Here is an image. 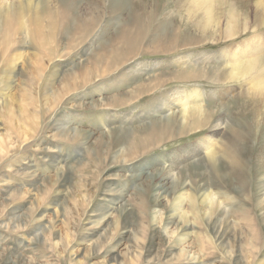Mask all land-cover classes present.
Masks as SVG:
<instances>
[{
	"label": "rangeland",
	"instance_id": "rangeland-1",
	"mask_svg": "<svg viewBox=\"0 0 264 264\" xmlns=\"http://www.w3.org/2000/svg\"><path fill=\"white\" fill-rule=\"evenodd\" d=\"M4 1L0 264H264V99L242 78L217 80L229 58L222 49L253 35L254 5L264 11V0H218L212 15L220 24L206 32L177 0H69L70 26H86L81 37L64 31L61 0ZM31 2L54 15L44 13L41 37ZM232 5L235 33L226 37ZM22 8L28 38L18 28ZM194 62L200 76L183 77ZM197 88L204 101L192 104L204 110L202 121L185 120L178 102ZM217 122L219 171L157 177L180 154L202 151L185 150ZM178 180L189 193L212 190L220 209L206 216L186 201L178 205L189 219L174 214Z\"/></svg>",
	"mask_w": 264,
	"mask_h": 264
},
{
	"label": "bare ground",
	"instance_id": "bare-ground-1",
	"mask_svg": "<svg viewBox=\"0 0 264 264\" xmlns=\"http://www.w3.org/2000/svg\"><path fill=\"white\" fill-rule=\"evenodd\" d=\"M61 1H62L63 5L61 4L60 7L57 8V11L58 10L62 11V21L66 22L65 23L66 28L64 31H66L68 33L70 31V33H72V30H73V35L77 33L78 36L81 37L86 31V29H85L86 26L83 28H80V25L83 21L81 19L78 20V22H80V24L77 25L76 27L74 26L75 28L70 26L69 20H71L75 17L74 16V9H73L74 4L71 3L69 0H67V1L61 0ZM217 2H218V0H177V6H178V8L185 6L187 17L189 19H192V21H193V27L196 28L197 30H199L200 32H206L209 29L216 30V26L220 24L219 21L216 24L214 23L213 15H212L214 5ZM10 3H11L10 1H4L2 4H0V23L1 24H2L1 21H3V18L5 20V17H6L5 14H6L7 9L10 6ZM112 3H113L112 6L114 8H118V7H121V5H123L125 2L115 3L113 1ZM30 5L34 6V2H31ZM252 6L249 5L250 10H252ZM229 7L231 9L229 8L226 10L227 16H228V21L226 23V25H227V27H226L227 33L225 34L226 37H231L235 33L234 17H236V15H237V8L234 5L229 6ZM33 10H34V12L31 15L28 13L27 14H28V17L35 19L36 26L34 25V29H35V31H38V34H36V36L41 37L42 35L39 34L40 32H39L38 28H39V22H41L42 17L44 16L45 12L43 13L44 10H42L41 4L34 6ZM246 10H248V9H246ZM51 11L52 10L50 9V10H48L47 13H45L47 15V18L54 17V15H50ZM244 12H246V11H244ZM19 13H20L19 19H21V21H20V26H18V28H19V30H21V33H26V37L28 38V36H30L31 32H30V29L27 28V22L24 21V19H23L25 17L24 16V13H25L24 8L20 9ZM247 13H245V14L243 13V15H244L243 16L244 27L246 26V24L248 22V14ZM51 14H53V12ZM253 14L255 17V28L252 30L253 35L249 39H245L239 43L234 44L233 46L228 48L227 51L222 49V53L224 54L226 52V55L229 56V58H228V62H226V61L223 62L226 64L224 65L223 70H221L220 75L217 76V80H218V83H225V82H228L227 80L231 81L235 78H242L245 82V83L244 82L243 83L246 84L245 90H247V92H249V94L251 91H256L255 94L259 95L260 97H262L264 99V31L263 32L259 31V28H264V11H263V8L259 5H257V6L254 5ZM64 22L62 24H64ZM1 24H0V28H1ZM53 24L54 23L51 24V28H55L56 25H53ZM165 26H166V21H164L162 23V25L160 24V27L158 28V30L160 31ZM6 27H7V25H6ZM245 30H246V33L250 32V30H248L247 28ZM0 34H2L1 29H0ZM242 34H243V30L239 29L236 32L237 36L242 35ZM165 40L168 41L170 39L166 38ZM192 40L199 42V40H197V38H194V36L192 37ZM162 42H164V41H162ZM104 52H105V50H104ZM196 63H198V62H194L192 64L193 67L186 66L184 68L183 74H182L183 77H186V76L188 77L190 75H192V76L197 75V77L200 76L198 74L199 68L196 67V65H195ZM194 67L196 68L197 71L192 72L191 70H193ZM232 92H234V90ZM224 93H226L225 90H224ZM204 95H205L204 92L201 91V89L197 88L194 90V92H191L190 96L182 97V98L180 97L178 104L180 106H182V108H183V116H184L185 120L187 117L190 116V114H192V115L197 114V122L202 121V118H203L202 115L204 113V110L201 108H199V109L193 108L192 103L195 102V104L197 103V106L198 105L201 106L203 101H204ZM58 96L56 95V97H58ZM259 105H260V103H259ZM220 124L221 123L217 122V124L214 126L213 130L211 131L212 134H210L206 138L200 139L194 145L193 144H190V146L188 145L189 146V147L187 146L188 150H185L186 153H187V151L191 152L194 150H196V151L202 150V151H200L199 153H196V154H192L188 157L187 156L184 157L185 153L180 154L179 157L176 160L170 162L165 169H161L157 177L158 178L161 177L162 179L170 178V177L173 178L174 176L179 174L180 171L185 172L186 176H188L187 174L191 168L195 169V170H200V168L201 169L203 168L204 171L206 172V174H208V176L210 175V171H211L210 167L212 169H214V171H219L218 169L223 167V165H225V164H224V161L222 160V157L217 155L218 151L215 149V146H214L216 139L214 140L213 136L216 135V133L218 132V129L220 128ZM125 138H127L125 135L120 134L118 136V139H117L119 144L120 143L125 144V142H126ZM201 153H206L207 158L201 157L200 160L191 161L189 164H187V160L189 161L191 158L196 157L197 155L199 156ZM191 160H193V159H191ZM194 160H196V159L194 158ZM238 169H239V167H238ZM257 170H258L257 173L260 175L262 174L263 178H264V145L261 146L260 151H259ZM238 173H239V170H238ZM225 174L222 172H218V175H220V176L221 175L226 176ZM231 179H233V178H231ZM174 182H175V186H176V191H174L175 202H176V204H174V207H175L174 208L175 209L174 214H176V215L178 214L179 217L183 218L185 221L187 219H189V213L183 211V208L182 209L179 208L180 205H178L180 202L185 203L186 201H189L192 204V207L194 210L201 211V213H203L206 216L207 215L212 216L213 206L215 207V204L219 205V204H217V201L215 199L216 194H214L212 192V190H210L206 187H203V188L200 187V188H196L193 191V193H189L188 190L186 191V188L180 187L181 185L184 187V184L180 183L179 180H178V182L177 181H174ZM220 207L221 206L219 205V209H220Z\"/></svg>",
	"mask_w": 264,
	"mask_h": 264
}]
</instances>
